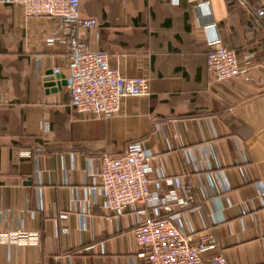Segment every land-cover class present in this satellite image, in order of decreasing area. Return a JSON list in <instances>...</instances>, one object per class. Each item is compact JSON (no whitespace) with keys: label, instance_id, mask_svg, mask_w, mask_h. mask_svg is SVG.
<instances>
[{"label":"crops","instance_id":"1","mask_svg":"<svg viewBox=\"0 0 264 264\" xmlns=\"http://www.w3.org/2000/svg\"><path fill=\"white\" fill-rule=\"evenodd\" d=\"M81 0L97 26L80 30L109 53L126 77L150 79L151 95L126 97L118 113L97 119L70 105L68 46L49 43L56 18H26L0 2V264H144L137 223L179 214L195 240L208 232L207 257L264 264V0ZM220 39L255 62L244 76L216 82L207 44ZM142 142L152 153L150 189L176 200L116 215L103 208L94 174L105 155Z\"/></svg>","mask_w":264,"mask_h":264},{"label":"built area","instance_id":"2","mask_svg":"<svg viewBox=\"0 0 264 264\" xmlns=\"http://www.w3.org/2000/svg\"><path fill=\"white\" fill-rule=\"evenodd\" d=\"M81 0H0L7 5L19 6L26 18L48 16L59 23L57 34L49 43L65 42L68 46L66 73L62 67L53 68V74L62 75L67 82L70 105L80 113H89L97 119H108L118 113L126 97L151 95L150 79L144 76L126 77L110 65L109 53L90 48L79 36L80 30L97 26L93 18L80 14ZM196 6H208L210 0H188ZM244 3V1L242 0ZM264 18V5L254 10ZM207 64L216 82L237 76L249 79L255 62L241 58L236 49L225 46L220 39L207 44ZM152 153L142 142L131 143L121 154L105 155L99 171L94 174L95 184L102 197V207L116 215L141 204L162 203L176 200L182 209L192 204L187 196L179 199L175 191L165 199L159 196L161 182L150 189ZM264 194V191H263ZM179 216H157L137 223L133 235L137 246L144 249V264H235L226 256L217 254L207 257L215 246V239L202 233L197 240L174 222Z\"/></svg>","mask_w":264,"mask_h":264},{"label":"water","instance_id":"3","mask_svg":"<svg viewBox=\"0 0 264 264\" xmlns=\"http://www.w3.org/2000/svg\"><path fill=\"white\" fill-rule=\"evenodd\" d=\"M45 81H46L45 83L46 86L48 88H53V89L55 88L60 89L62 88V86L67 84L66 80L63 78L62 75L59 74L54 75L52 70L47 73Z\"/></svg>","mask_w":264,"mask_h":264}]
</instances>
